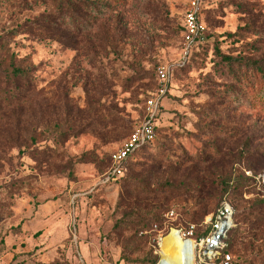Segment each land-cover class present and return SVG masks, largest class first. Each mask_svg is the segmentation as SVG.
Segmentation results:
<instances>
[{
    "label": "rangeland",
    "instance_id": "obj_1",
    "mask_svg": "<svg viewBox=\"0 0 264 264\" xmlns=\"http://www.w3.org/2000/svg\"><path fill=\"white\" fill-rule=\"evenodd\" d=\"M192 1L0 0V264H158L223 201L221 256L264 264V0H199L185 50ZM160 88L154 146L107 182Z\"/></svg>",
    "mask_w": 264,
    "mask_h": 264
},
{
    "label": "built area",
    "instance_id": "obj_2",
    "mask_svg": "<svg viewBox=\"0 0 264 264\" xmlns=\"http://www.w3.org/2000/svg\"><path fill=\"white\" fill-rule=\"evenodd\" d=\"M191 10L189 9L185 14L183 25V37L185 39L186 49L190 48L192 39L198 33V25L196 23V13L199 7V0H193L190 3ZM157 76L161 83L167 82V73L165 70L160 69ZM165 94V89L160 88L155 94L151 95L146 101V115L140 125L135 127L133 133L128 137L126 142L121 148L111 154V167L105 175L106 181H115L120 178L125 172V162L130 155L145 145H150L154 142V123L158 115V109L161 98ZM166 217H173V213H167ZM233 212L231 207L226 201H223L217 211L210 216L209 222L211 230L207 236L200 239H193V231L190 230H174L177 232L178 237L188 242L190 248L189 264H228L230 258L228 256H221L223 243L227 233L233 228L232 224ZM173 229L169 230V233ZM168 233V234H169ZM161 233L159 232V235ZM166 237V236H165ZM164 237V238H165ZM160 239V237H159ZM161 239L160 241H162ZM161 244H159L160 246ZM161 260V258H160ZM159 260V262H160ZM158 262V264H159ZM185 264V263H180Z\"/></svg>",
    "mask_w": 264,
    "mask_h": 264
},
{
    "label": "bare ground",
    "instance_id": "obj_3",
    "mask_svg": "<svg viewBox=\"0 0 264 264\" xmlns=\"http://www.w3.org/2000/svg\"><path fill=\"white\" fill-rule=\"evenodd\" d=\"M188 242L182 241L177 232L172 230L161 243V260L159 264H189L191 261Z\"/></svg>",
    "mask_w": 264,
    "mask_h": 264
},
{
    "label": "trees",
    "instance_id": "obj_4",
    "mask_svg": "<svg viewBox=\"0 0 264 264\" xmlns=\"http://www.w3.org/2000/svg\"><path fill=\"white\" fill-rule=\"evenodd\" d=\"M60 1H64V0H60ZM78 1L88 2L89 4L96 3V4H99V5H100V3L97 2L98 0H78ZM67 4L69 5V3H67ZM155 129L157 130V128H155ZM156 130H155V131H156ZM133 131H134V129H133ZM133 131L130 133V135L133 133ZM155 131H154V133H155ZM156 132H157V131H156ZM130 135H129V136H130ZM154 144H155V139H154V142H153L152 144H150V145H145V146L141 147V148L138 149L136 152H134L132 155H130V156L128 157V159H129L131 156L135 155L136 153H139V152H141V151H143V150H147V149H149V148H152V147L154 146ZM110 157H111V155L109 156V163H110L109 168L111 167V158H110ZM128 159L126 160V162H125V164H124L125 169H126V166H127V161H128ZM123 178H125V172L123 173V175H122L120 178L116 179L115 181H111V182H112V184H115L116 182L120 181V180L123 179ZM260 202H261L260 205H263V206H264L263 201L261 200ZM222 257H223V256H222ZM228 264H229V263H228Z\"/></svg>",
    "mask_w": 264,
    "mask_h": 264
}]
</instances>
